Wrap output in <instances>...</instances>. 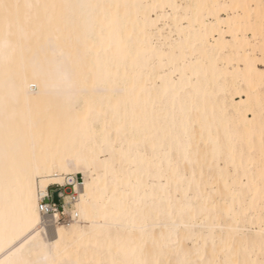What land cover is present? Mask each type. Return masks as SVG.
<instances>
[{
  "label": "bare ground",
  "instance_id": "6f19581e",
  "mask_svg": "<svg viewBox=\"0 0 264 264\" xmlns=\"http://www.w3.org/2000/svg\"><path fill=\"white\" fill-rule=\"evenodd\" d=\"M27 2L154 6L105 9L103 11L112 24L105 23L103 30L98 25V20L103 19L99 12L66 9L63 18L52 16L51 30L43 31L41 42L38 41L41 32L33 37V52L25 54L28 61L33 55L42 57L40 48L49 38H58V50L71 52L76 59L78 77L83 86L71 114H79L81 120L87 116L93 122L97 135L105 128L107 131L119 129L122 133L115 157L98 156L100 160L114 159L113 167L98 165L88 172L86 178L84 171L75 170L74 154L68 153L49 163L47 170L36 177L46 181V190L53 184H63L65 174H82V180L75 184L78 197L103 192L108 198L105 202L113 214L107 222H99L106 225L103 229L106 237L104 250L96 251L95 241L86 240L80 247L85 258L97 263L105 253L109 261L124 259L123 254L117 253V245L130 233L138 235L133 228V219L139 222L136 211L155 214L161 200H171V211L177 215L183 208L185 216H195L198 225L211 224L213 220L207 214H199L200 210L214 202L221 216H228L227 205L232 202L233 191H242L246 197L247 215L242 218L240 228L246 230L245 222H251L259 226L257 232L264 231V179L261 177L264 153H259L261 159L256 163L255 174L250 156H246V160L243 156L244 163L239 173L230 174L228 170L229 164L237 169L236 164L241 162V149H233L235 140H242L250 146L255 138L262 140L264 0ZM169 5L177 7H166ZM247 17H251V33L240 27L241 21L247 26ZM145 33L157 49L155 56L139 43ZM248 33L252 34V39ZM2 64L0 59V67ZM47 71L46 77L34 79L29 67L24 82L26 85H38L35 93L39 95L33 94L30 99L33 107L41 111L40 128L45 135L50 128L63 130L68 115L57 70L51 66ZM173 112L178 130L172 129ZM93 115L98 117L97 123L93 121ZM9 118L13 122L19 119L11 112ZM108 118L111 119L109 127L106 123ZM4 121L5 113L0 103V131ZM23 130L27 136V123L23 125ZM173 131L189 145L187 151L176 143L172 144ZM200 139L209 144L206 149L198 146ZM221 142L224 146L220 145ZM139 144L144 148H139ZM120 149L128 154L123 161ZM217 150L224 156V166L215 167V177L205 179L202 169L209 163L206 154ZM165 153H171L174 164V155L178 154L184 159L194 160L196 165L177 174L169 168ZM116 162H122V168H118ZM153 196L157 198L155 201ZM2 211L0 206V248L4 246ZM37 215L41 238L45 243H55L60 238L59 230L64 227L57 224L49 230L40 210ZM215 222L221 227L216 228L214 233L200 227L194 230L197 238L190 246L193 259L197 250L203 251L206 260L229 261L231 264L259 256L260 235L253 238L243 231L232 245L235 251L229 252L226 249L229 247L228 229L232 221H222L220 217ZM109 224L114 230L109 228ZM121 227L123 231L118 230ZM21 239L22 236L18 237L15 243ZM72 239V236L67 237L69 242ZM249 245H255L256 256L244 251ZM109 248L112 251H108ZM77 254L73 253L71 259L75 260ZM4 258V251H0V260Z\"/></svg>",
  "mask_w": 264,
  "mask_h": 264
},
{
  "label": "snow or ice",
  "instance_id": "6c2138e0",
  "mask_svg": "<svg viewBox=\"0 0 264 264\" xmlns=\"http://www.w3.org/2000/svg\"><path fill=\"white\" fill-rule=\"evenodd\" d=\"M150 8L151 5H101V4H48L21 2V0H0V59L3 64L2 72L3 97L0 103L3 105L5 121L0 131V206L4 223V251L5 258L0 264H91V262L72 260L73 253H78L84 241H95V250L103 251L106 240L103 229L110 215L108 199L103 192L89 196L79 197L73 201L67 198L65 203L66 214L72 216L73 223L67 228H61L60 238L55 243H45L40 236L38 228L39 201L46 196L43 179L36 177L47 170L49 163L65 154H74L76 171H84L87 178L88 172L98 165L105 168L114 166V159H98V156L115 157L118 149L117 141H113L107 128L97 135L94 132L93 122L87 116L81 120L79 114L72 115L74 101L83 91V86L77 73V61L71 52L58 50L56 40L49 38L40 48L42 57L33 55L30 61L25 54L33 52V37L45 30H51L52 16L63 18L64 10H88L99 12L103 19L98 20V25L103 30L105 23L112 24L103 11L109 8ZM166 7L176 8V5ZM228 7V6H225ZM238 7V6H233ZM247 7V6H245ZM247 26L241 21V30L252 32L251 17H247ZM141 46L148 49L151 55H157V49L152 45V40L146 33ZM19 66V68H18ZM55 66L59 82L62 86L66 104L64 108L67 115V123L64 129L50 128L47 135L40 128L41 111L34 108L30 96L38 87L36 84L26 85L27 69L30 67L34 79H42L48 74V67ZM31 90V92L29 91ZM9 112L18 116L13 122L9 118ZM171 119L175 128L176 116L173 112ZM255 119V113H253ZM262 125H264V112L261 113ZM29 125V133L26 136L23 125ZM119 133V129H117ZM262 140H264V127H262ZM173 141L187 151L189 145L181 139V136L173 131ZM119 140V135L117 137ZM27 145V147H25ZM121 161L128 154L123 149L119 150ZM170 169L177 174L180 171L179 162L173 163L171 153H165ZM241 154V165H243ZM264 179V169L261 171ZM227 187V185H225ZM87 187V185H86ZM157 198L153 196L155 201ZM245 194L242 191H233L232 202L227 205V213L232 221L229 227L228 245L229 252L235 251L232 245L236 236L245 231L240 228L242 218L247 215L245 211ZM227 204V202H226ZM239 204V207H237ZM190 207V205H188ZM171 200L160 201V206L155 214H145L136 211L139 222L133 219V228L138 235L129 234L119 242L117 253L123 254L124 259H113L107 264H231L229 261L206 260L202 250L193 252L188 247L197 238L195 229L206 228L210 233L221 227L215 221L221 217V211L214 202L211 206H205L199 214H207L213 220L211 224H197L195 216H185L183 208L177 215L171 209ZM55 211V210H53ZM215 213V216H213ZM59 219L60 213H55ZM12 235L9 236V232ZM235 234V235H233ZM23 237L19 243H15L18 237ZM68 236L73 239L69 242ZM259 256L256 259H246L237 264H264V231L260 233ZM243 242V237H241ZM206 247V244H205ZM213 248L215 241L213 239ZM108 251H112L111 248ZM244 251L251 256H256L255 245H249ZM99 264H105L104 261Z\"/></svg>",
  "mask_w": 264,
  "mask_h": 264
},
{
  "label": "rangeland",
  "instance_id": "374dc122",
  "mask_svg": "<svg viewBox=\"0 0 264 264\" xmlns=\"http://www.w3.org/2000/svg\"><path fill=\"white\" fill-rule=\"evenodd\" d=\"M44 32H41L40 33V36L38 37V41L41 42V38L43 36ZM248 37H250L252 39V34L248 33L247 34ZM262 87V86H261ZM239 99V98H238ZM264 112V106L263 108L261 109V112L260 114ZM250 117H252V115L250 114ZM93 121L95 123L98 122V117H96L95 115H93L92 117ZM106 123H107V126L109 127L110 126V123H111V119L108 118L106 120ZM179 125L177 124V121H176V124H175V128H174V125H172V129L173 130H178L179 128ZM110 134H111V138L113 141H117L116 143V147L120 146L121 144V139H122V133L121 131L119 130V133L117 132V130H114V129H110L108 131ZM119 135V140H117V137ZM172 144L175 145V142L172 141ZM209 144L206 143V141H204L203 139H200L199 142H198V146L201 147V148H205L208 147ZM221 146H224V142H221L220 143ZM139 148H144L142 147V145H138ZM166 145H164L165 147ZM233 149L234 151H239L241 149V153L243 154V156L245 157L244 160H246V158L248 156L252 157V162H251V166L254 170V174L257 173V170H256V163L259 159H261V155L259 153H264V140H257L256 138L254 140H252V144L251 146L248 145L246 142L242 141V140H235L234 141V144H233ZM147 151H149V149H147ZM102 157H109V156H104V155H101ZM247 156V157H246ZM174 159H175V162H179V166H180V171L184 172V170H186L188 167H195L196 163L194 160H187V159H184L182 157H180L178 154H175L174 155ZM206 159L209 161L208 164H205L203 166V173H202V176L205 178V179H211L212 177H215V173L213 172L214 168L217 167V166H224V163H225V159H224V156L223 154L217 150V151H214L212 153H207L206 154ZM243 160V161H244ZM116 165L118 168H122V162H116ZM236 167L237 169L235 168V166L233 164H229L228 165V170H230V174H237L241 171L242 169V165H241V162H239L238 164H236ZM217 176V175H216ZM70 178H73L74 179V182H78V181H81L82 180V174H69V175H66L65 174V182L66 183V186L67 187H70L72 188L73 185H74V182H71ZM71 183V184H70ZM76 188V186H75ZM77 189V192H78V188ZM221 219L222 221L224 220H229V217L226 216V215H222L221 216ZM73 222H67V223H62V224H58L59 226H62L64 228H67L68 226H70ZM47 225H45L49 230H53L54 227L56 225H48V223L46 222ZM50 226V227H49ZM109 228L114 230V227L112 224H109ZM245 232L248 236H251V237H255L256 235H260V231L257 232L259 230V226L257 224H253L251 222H245ZM119 231H123L124 228L121 227L118 229ZM191 244L188 246L190 247ZM105 253H102V256L103 258L99 261H104L105 264H107V262H110L105 256H104ZM81 260V261H86V262H91V264H99V262H93L92 259H88V258H85L84 257V254H83V249H79L78 251V254L75 258V260Z\"/></svg>",
  "mask_w": 264,
  "mask_h": 264
},
{
  "label": "built area",
  "instance_id": "2783aa9c",
  "mask_svg": "<svg viewBox=\"0 0 264 264\" xmlns=\"http://www.w3.org/2000/svg\"><path fill=\"white\" fill-rule=\"evenodd\" d=\"M71 182H74L73 178H70ZM72 188L67 187L66 183L63 184H53L49 186L45 191L47 193L46 196H42L39 201L40 212L42 213L45 221L49 225H57L67 222H73L72 216L70 214H66L65 203L67 198L71 197L73 201L78 200V192L75 188V184ZM71 184V183H70ZM57 192L59 197V204L54 202L53 193ZM55 210V211H53ZM60 213L59 219H56V212Z\"/></svg>",
  "mask_w": 264,
  "mask_h": 264
},
{
  "label": "water",
  "instance_id": "95a60500",
  "mask_svg": "<svg viewBox=\"0 0 264 264\" xmlns=\"http://www.w3.org/2000/svg\"><path fill=\"white\" fill-rule=\"evenodd\" d=\"M53 197H54V202L59 204V197H58V193L57 192L53 193Z\"/></svg>",
  "mask_w": 264,
  "mask_h": 264
}]
</instances>
